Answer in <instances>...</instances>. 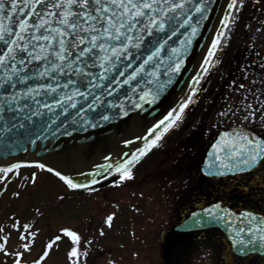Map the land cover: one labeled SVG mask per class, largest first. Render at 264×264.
<instances>
[{"label":"snow or ice","instance_id":"obj_1","mask_svg":"<svg viewBox=\"0 0 264 264\" xmlns=\"http://www.w3.org/2000/svg\"><path fill=\"white\" fill-rule=\"evenodd\" d=\"M212 2L0 0V121L12 129H24L23 139L30 143L35 142L33 137L48 139L54 136L53 129L66 133L63 126L72 127L75 121L88 124L90 121L86 116L89 114L97 123L108 121L109 114L115 117L117 113L127 116L133 124L142 123L139 112L131 115L124 112L125 103L129 108L134 105L141 109L142 104L137 101H146L148 97L155 101L165 90L171 83L169 74L181 71L185 63L183 57L193 39L200 34V21L209 18ZM226 3L227 10L203 57L201 72L191 78L193 83L188 96L163 119L147 127L150 138L138 153L114 167L119 174V180L114 183L132 176L131 164L137 160V155H146L159 145L166 133L178 127L186 108L194 102V95L203 91L196 85L205 73H210L212 66L220 63L218 53L229 42L232 26L238 21L245 0H226ZM193 11L199 14V19ZM162 76L168 79L161 80ZM249 94L251 89H245L240 104L235 108L227 107L220 113L221 118L239 119L241 123L220 132L211 143L202 169L210 176L244 172L258 164L264 166V137L254 135L248 128V123L258 118L257 113L264 124V89L258 93L259 99L254 95L251 101L243 103ZM73 112L76 116L70 121ZM62 113L67 115L61 118ZM34 117L42 119L33 121ZM123 143L130 141L125 139ZM23 163L47 170L71 190L92 191L90 185L97 183L95 178L87 183L80 182L75 176L39 160ZM21 167L20 162L0 165V181L9 180V174L18 176ZM108 167L112 168V165ZM104 169L105 165H101L97 172L102 178ZM36 180L37 173H31L30 182ZM14 195L19 196V192ZM203 212L223 223L232 233L235 247L229 249L225 264L242 262L248 258L250 250L264 252V217L251 211L233 214L219 203L203 209ZM196 215L192 213L193 217ZM113 217L114 213H110L105 218L108 227H111ZM200 222L194 219L191 223L196 227ZM10 227L19 229L21 224L17 220ZM22 227L26 231L19 232V239L27 241L18 246L22 250L9 252L6 247L9 234L0 236V251L13 257L12 264H29L23 257L34 245L39 231H27L33 227L28 223ZM3 231L0 228V232ZM59 232L70 237L74 245L80 240L78 233L69 228H61ZM60 239V235L51 237L39 258L30 264H41L54 242ZM68 256L75 257L74 264H79L76 246L71 248Z\"/></svg>","mask_w":264,"mask_h":264},{"label":"rangeland","instance_id":"obj_2","mask_svg":"<svg viewBox=\"0 0 264 264\" xmlns=\"http://www.w3.org/2000/svg\"><path fill=\"white\" fill-rule=\"evenodd\" d=\"M238 19L241 22V12ZM252 26L256 34L257 29L264 28L257 24L256 29L254 22ZM232 32L235 37L241 36V25H233ZM236 105L231 101L229 107ZM219 111L208 116L214 125L230 120L221 118ZM206 138H198L192 147H180L178 143L168 154L154 151L140 164H131L130 178L117 184L114 181L119 176L113 175L111 184L90 187L92 191L68 189L64 182L39 167L20 168L18 176L9 174V180L0 181V189H4L0 195V228L4 231L0 236L9 234L6 247L13 252L22 250L18 246L27 242L19 239V232L26 231L23 224L33 226L27 231L38 229L34 245L23 257L29 264L39 258L47 241L56 235L61 239L54 242L41 264H74L76 258L68 256L73 246L78 248L79 264H208L206 260L183 258L185 249L179 252L175 237L179 244V237H187L173 230L185 210L194 208V202L205 196L206 187L212 183V177L200 173ZM33 172L37 173L35 183L30 182ZM17 192L19 196L14 195ZM110 213L114 217L108 227L105 218ZM17 220L21 227L11 228ZM65 227L80 236L75 245L59 232ZM12 260V256L0 251V264H12Z\"/></svg>","mask_w":264,"mask_h":264},{"label":"flooded vegetation","instance_id":"obj_3","mask_svg":"<svg viewBox=\"0 0 264 264\" xmlns=\"http://www.w3.org/2000/svg\"><path fill=\"white\" fill-rule=\"evenodd\" d=\"M240 12L241 22L238 19L235 24L241 25V36L235 37L236 34L231 33L229 42L218 53L220 63L212 66L210 73H205L197 84L196 87L198 89L202 87L203 91H198L194 95V102L186 108L184 119L179 122L178 127L172 128L165 134L158 146L142 156L139 164L154 151L168 154L169 149L176 144L179 143L180 147L191 146L200 137H207L201 149L204 153L221 130L241 123L239 119L229 122L230 119L225 124L214 125L213 119L208 117L210 113L214 116L220 110V115L229 107L231 101L241 103V94L247 88L251 89V94L243 103L251 101L254 95L259 99L258 93L264 89V28L258 30L257 24L264 25V0H245V5ZM253 22L256 24L257 34L254 32ZM233 43L235 47L232 46ZM241 85H244V88H240ZM257 117L255 121L248 123V128L254 135L264 137V124L261 123L259 113ZM210 121H212L211 124ZM173 142L174 145L169 146V143ZM262 177H264V166L258 164L247 173L225 178H211L212 183L206 187L205 196L197 199L194 202V208L190 210L220 201L222 205L230 207L233 211L237 212L241 209V211H251L264 217ZM190 210L186 209L180 220ZM174 233L187 237V239L179 237L181 244L178 238L175 237L176 241L174 240L179 252L185 249L183 258L186 260H206L208 264H225L229 258L227 253L231 246L216 227ZM237 264H264V252L250 250L248 258L242 262L238 261Z\"/></svg>","mask_w":264,"mask_h":264},{"label":"water","instance_id":"obj_4","mask_svg":"<svg viewBox=\"0 0 264 264\" xmlns=\"http://www.w3.org/2000/svg\"><path fill=\"white\" fill-rule=\"evenodd\" d=\"M195 2H198V0H191V3ZM209 7V18L200 21V34L193 39L187 53L184 55L185 63L181 71L175 75L169 74L171 83L166 86L165 90L158 94L155 101H152L151 97L143 102L137 101L142 104L141 109H136L134 105L129 108L125 103L124 112L129 115L139 112L140 117H143L142 123L137 121L136 124H133L128 121L127 116L120 113H117L115 117L109 114L110 119L108 121L97 123L89 114L86 116L90 121L88 124L75 121L72 127L63 126L66 128V133L56 132L53 129L54 136H49L48 139L33 137L32 139L35 142L30 143L23 139L24 129L19 127L12 129L10 126H6L4 121H0V165L12 162H20L22 165H34L31 163L24 164L23 162L39 160L40 162H46L49 166H55L57 169L63 170L70 176H75L80 182L87 183L90 179L95 178L97 183L102 185L110 183V179L103 180L109 175L108 173H112L116 165L128 159L139 148L143 147L146 139L150 138L146 131L147 127L163 119L168 111L177 108L181 100L188 96L193 83L191 78L201 72L200 65L203 63V57L207 54L208 47L211 46V38L215 35V30L220 28L219 21L224 17L227 3L226 0H213ZM193 15L199 19V14L195 11H193ZM173 39H176V37H173ZM160 79L167 80L168 77L162 76ZM64 115L67 114L62 113L61 118ZM75 116L76 113L73 112L72 116L69 117L70 121H73ZM40 119L42 118L34 117L33 121ZM6 127L7 130H5ZM232 128L234 127L227 130ZM218 137L219 134L216 139ZM125 139L129 140L130 143H123ZM209 150L210 148L205 153L203 161L208 158L207 153ZM203 161L200 165V171L204 176L210 177L206 171H202L204 168ZM101 165H105L103 178L97 174ZM108 165H112V168H109ZM239 173L243 172L213 176L224 177ZM217 203L221 204L223 208L230 209L233 214L241 212V209L235 212L218 201L189 213L186 218L173 227V230L185 232L216 226L223 231L226 240L230 242L231 248L234 249L232 233L223 223H218L203 212V209L210 208ZM194 212L197 214L196 217L192 216ZM194 219L201 221L196 227H193L191 223Z\"/></svg>","mask_w":264,"mask_h":264}]
</instances>
